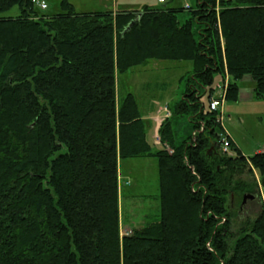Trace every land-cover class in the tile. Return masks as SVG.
<instances>
[{
    "label": "trees",
    "instance_id": "1",
    "mask_svg": "<svg viewBox=\"0 0 264 264\" xmlns=\"http://www.w3.org/2000/svg\"><path fill=\"white\" fill-rule=\"evenodd\" d=\"M39 1L0 0V14L20 10L0 17V264H264V209L235 228L230 207L264 194V153L222 152L205 102L226 71L228 101L245 77L264 99V0L116 14L61 0L51 17ZM150 61L193 67L161 149L135 95L119 92ZM138 158L158 162L160 219L122 235L119 165ZM256 172L260 183L246 180Z\"/></svg>",
    "mask_w": 264,
    "mask_h": 264
},
{
    "label": "rangeland",
    "instance_id": "2",
    "mask_svg": "<svg viewBox=\"0 0 264 264\" xmlns=\"http://www.w3.org/2000/svg\"><path fill=\"white\" fill-rule=\"evenodd\" d=\"M195 4L196 0H183ZM47 9L37 10L45 16H55L62 13L61 0H45ZM76 13H105L114 8V0H70ZM119 8L132 11H142L145 7H162L158 0H118ZM181 0H170L169 7H177ZM165 5V6H166ZM184 6V5H183ZM20 15L18 8L0 14V17L10 18ZM187 15L186 13L184 14ZM190 62L150 61L146 66L136 67L120 80L119 92L121 96L133 94L137 98L142 113L159 116L164 120V107H173L186 89L187 79L192 74ZM224 83V76L218 75L214 82L215 97L220 95L217 87ZM251 83V82H250ZM243 90H248L249 82L240 83ZM162 98V100H160ZM205 99L207 105L209 101ZM223 112V130L230 139H234L243 153L253 155L257 148L264 147V99L239 100L231 102L225 100ZM153 132V130H152ZM152 142V134L149 136ZM155 145V144H154ZM156 148V146H155ZM161 146H159V149ZM233 155V154H232ZM120 211L122 225L130 229H139L146 224H152L160 219L161 208L159 200L158 162L154 158L127 159L120 166ZM248 181L256 180L260 183V175L256 172L253 177H246ZM127 183V184H126ZM126 184V185H125ZM245 195L254 196V200H247L243 205ZM231 198V211L235 218V228L247 220H255L264 209V194L260 187L252 193ZM131 234L130 231L123 234Z\"/></svg>",
    "mask_w": 264,
    "mask_h": 264
},
{
    "label": "crops",
    "instance_id": "3",
    "mask_svg": "<svg viewBox=\"0 0 264 264\" xmlns=\"http://www.w3.org/2000/svg\"><path fill=\"white\" fill-rule=\"evenodd\" d=\"M114 8L112 10H109L110 12H113V13H118V12H131L130 10L126 9V8H119L121 6H119V2L118 0H114ZM173 1V0H172ZM181 3L179 6L175 7V8H182V7H186V6H189V7H194L195 4H190L189 2H183V0H181ZM196 3V2H195ZM184 5V6H183ZM134 12V11H132ZM135 12H141V11H135ZM185 16V15H184ZM244 80H248L249 82V86H248V90H243L242 86H240V83ZM240 83H239V97H240V100L243 101V100H249V101H253L254 99H257L256 96H255V93H254V82L252 81V79L250 77H245L243 80H242ZM251 82V83H250ZM186 89H187V84H186ZM185 89V91H186ZM184 91V92H185ZM184 92L181 94V97L182 95L184 94ZM181 99V98H180ZM162 100V98L160 99ZM180 101V100H179ZM178 101V102H179ZM177 102V103H178ZM143 114V118L148 121L150 123V129H149V134H148V138L149 136L152 134V142L149 140V142L155 147L156 146V149H159V146L156 144L155 142V138H156V135L158 133V130L162 124V120L160 121L159 119V116H153V114H147V116ZM153 130V132H152ZM233 142L235 144V146L242 152V154L246 157H252L256 154H259V153H264V147H261V148H257V151L253 154V155H246L245 153H243V151L241 150L240 146L237 144V142L233 139ZM155 144V145H154ZM163 147V146H162ZM161 149V148H160ZM146 159H149V158H146ZM121 164V163H120ZM120 166V165H119ZM119 180H121V173H120V169H119ZM127 184V183H126ZM125 184V185H126ZM120 214H121V211H120ZM146 226H148V224H146L145 226L139 228V229H130L129 227H126L124 225H122V222H121V232H127V231H130L131 233H133L134 230H140V229H143L145 228Z\"/></svg>",
    "mask_w": 264,
    "mask_h": 264
},
{
    "label": "built area",
    "instance_id": "4",
    "mask_svg": "<svg viewBox=\"0 0 264 264\" xmlns=\"http://www.w3.org/2000/svg\"><path fill=\"white\" fill-rule=\"evenodd\" d=\"M167 0H159L160 4H164L166 3ZM38 5L40 6V8L42 10H46L47 9V5L45 1L39 2ZM228 77L226 78L225 82L222 85H219L217 87L220 95L218 97H214L211 99L210 101V110L212 112H217L218 118H217V123L220 124L221 126L223 125V121H224V115L223 112L220 110H222L225 106V100H226V95H227V91H228ZM166 112V118L170 117V113L168 111V109L164 110ZM222 150L226 153L229 152L230 148H231V140L229 138V136H226L225 134L222 137Z\"/></svg>",
    "mask_w": 264,
    "mask_h": 264
},
{
    "label": "water",
    "instance_id": "5",
    "mask_svg": "<svg viewBox=\"0 0 264 264\" xmlns=\"http://www.w3.org/2000/svg\"><path fill=\"white\" fill-rule=\"evenodd\" d=\"M135 22L134 23H131L130 26L126 29L125 33L129 32L132 27L134 26ZM254 196L252 195H245L244 198H243V205L246 204L247 200H254Z\"/></svg>",
    "mask_w": 264,
    "mask_h": 264
}]
</instances>
